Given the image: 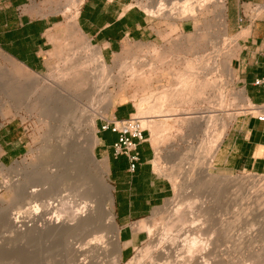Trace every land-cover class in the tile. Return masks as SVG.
<instances>
[{"label":"rangeland","instance_id":"374dc122","mask_svg":"<svg viewBox=\"0 0 264 264\" xmlns=\"http://www.w3.org/2000/svg\"><path fill=\"white\" fill-rule=\"evenodd\" d=\"M68 1H46L44 3L47 8L46 13L54 15L57 12H61V9ZM154 1L157 2L158 0H132V4L147 14L143 7L154 5L156 3ZM163 1L161 4H165V0ZM177 1L175 0L174 2ZM198 2L200 4L198 3L197 7L200 10L196 11V18L184 19L175 16L174 19L166 15L150 17L147 14L149 19L154 20L156 23L157 36L155 40L147 44H125L122 50L111 59H103L106 66V73H100L99 63L97 61L96 63V59H93L94 51L100 49L92 46L84 37L77 33L75 30L76 24L69 26L73 24L69 23V17L66 14L68 21L63 15L66 35L54 42V48L48 57L49 65L45 72H31L0 51V140L4 141L3 137L8 131H10V138L17 139V141H13L14 143L10 145L14 153L6 158H1L4 148L0 146V264H69L68 260L65 259L63 251L61 252V239H59L60 243L57 242L58 239L47 240L46 238H38V240H33L28 243L24 240L23 235L19 233V228H21L20 226H22L23 219L25 218L24 212L27 207L28 209L31 208L32 204L25 206L21 198H18V200L14 198L13 191L6 188L8 186H2L4 181L5 183L7 182L6 184H9L8 181L13 183L25 181L23 173L25 174L26 170H33V167H36L37 163L39 164L38 152H41L40 150L45 142L44 140L47 139L45 136L48 134L50 128L47 121L43 118L44 114L42 113L44 112L42 111L45 110L47 115L46 108L49 107L43 108L45 106V104L44 106L42 104L43 99L38 100L36 94L33 93L34 85L40 82L42 78L49 79L53 83L57 82L64 90L74 93L73 95L76 96L83 94L92 87L106 85L108 91L117 97V102H127L133 105L131 117L141 118V115L136 116L135 114L137 112L136 103L140 98L153 92L156 94L165 91V89L169 91L179 88L175 77L178 71H184L186 69L184 59L209 57L213 59L215 53L211 41L215 42L218 40L220 42L224 39V37L222 39L224 34L223 27H219L220 24L217 21L220 12L219 7L215 6L217 5L216 0H198ZM4 7L5 3L0 0V9ZM165 7L166 5L162 6V8ZM245 10L251 13L252 18H257L264 11V4L248 5ZM243 14V12L240 13L239 20L241 24L244 23L246 18ZM222 16L224 22H226V5ZM67 22L69 25H67ZM225 35L232 42L231 44L228 43L230 45L228 47L230 56L229 58L224 56L226 62L224 57H221L218 61L217 72H213V74L215 73L214 77H216L212 85L213 87L206 89L204 97H202L203 100L200 98L201 101L197 100L194 103L192 102V105H177L174 109L181 111L177 115L148 119L154 121L168 119H166L168 130L165 131V135L161 134L159 142L151 143L150 130L144 126V129H146L144 130V133H146V142L151 145L154 151V159L152 161L154 172L159 177L169 181L172 192L163 204L153 209L146 218L139 221L150 222L149 224H151L150 226L153 232L152 236L148 237L146 232L140 231L144 235L143 242L138 244L133 252L128 254L127 259H120V264H125L137 253L136 250L143 249L146 245L148 247L150 244L148 247L150 249V257L155 256V250H159V248H161V251L162 249L166 251L168 247L173 246L172 243H168L169 240L166 237L164 241L167 240V242L165 243L163 241L164 243L162 242L163 244H159L160 246L157 247L158 243L155 237L156 239L159 237V233L161 232L160 228L162 229L171 219L173 212L178 207H184L183 205L190 198L196 201L195 207L192 209L194 214L191 217L193 219H198L197 208L203 201L205 202L203 206L205 205L207 211L212 213L211 222L214 225L212 226L216 237L220 238L215 247L214 260L217 264H264V197L258 195L255 189L249 186H242L237 191L239 193L237 195L238 198L235 195L237 193L223 194L224 197L220 196L219 198H215L211 193H205L201 197L195 192L194 187L191 185L192 183L187 184L188 181H186V175L192 169V162L200 154L199 152L202 150L201 145L205 143L204 145L207 149H210L211 146V150H209L206 159L207 163H211L209 165L205 164L204 166L205 168L209 167L213 175L231 178L236 177L238 179L247 178L248 180L254 177L255 179H259L261 184L263 183L264 174L247 172L223 174L214 168L213 161L219 143H211V141L216 139L215 137H217L221 130L220 123L218 122L225 121L227 129L231 122L241 114L252 113L253 116L259 115L255 110L251 109V105L245 99L246 96L241 91L242 89L238 83V79L234 74L232 62L236 55L235 40L229 36L227 28L225 29ZM156 54L176 62L161 66L164 70L161 73H150L149 76L146 74L140 79L130 78L131 74L128 73H130L129 68L131 65H136L135 67L138 68V71L147 73L151 67H146L147 65L144 63L138 67L137 63L143 60L153 66V63H156L154 62ZM123 61L126 62L124 63ZM155 65L157 66L159 64L156 63ZM100 75L103 81L98 83L95 78L100 77ZM208 77L211 76L209 75ZM242 93L243 98L241 96ZM104 100L101 97L96 98L97 104H95L100 109V116L98 115L96 119V129L97 123L106 119L111 110L110 107L107 109V113H103L105 110ZM81 101L86 103L84 99H81ZM164 109H167V107L164 106ZM208 115L216 118H212L214 120L211 119L210 121V119H207ZM179 118L186 120H177ZM138 121L141 122L143 120L138 119ZM139 125H141L140 127L142 129L144 123H140ZM95 158L98 159L96 156ZM89 166L96 170L92 174H95L97 176L95 179L98 180L99 174L96 169V162L91 160ZM175 167H180L181 170L176 171ZM172 168L175 172L173 175L169 172ZM197 179L198 177L194 179V182ZM107 182L113 190V185L109 182L108 177ZM78 189H82L81 191L84 193V188L80 189L76 187H70L69 191H67L68 193L65 191L69 195H66V197H69V201L71 200L73 202L71 206L73 204L74 207H77L76 209L80 205L82 206V202H84L83 198H80L83 197V193L77 191ZM62 195L64 196V194ZM241 195L245 197L243 200L240 199ZM139 222L132 226L134 231H137ZM11 223L14 225H11ZM117 228L119 229L118 226ZM177 231H180L179 227L171 233L172 236L170 235L169 238L171 239L173 235L179 234V240H183L185 235L180 234L182 232L177 233ZM224 231L228 232L222 236ZM110 236L111 234L109 235V239ZM203 237L201 236L204 240L205 237ZM154 240L156 242H153ZM163 245L166 249L163 248ZM109 248L110 253H112L116 247L110 245ZM114 258L115 255L113 254L109 259L112 261ZM146 260L142 264H146L149 259ZM105 261L109 262L108 258Z\"/></svg>","mask_w":264,"mask_h":264},{"label":"bare ground","instance_id":"6f19581e","mask_svg":"<svg viewBox=\"0 0 264 264\" xmlns=\"http://www.w3.org/2000/svg\"><path fill=\"white\" fill-rule=\"evenodd\" d=\"M82 1L83 0H69L64 6V9L61 10V12L68 15L69 23H76L78 8ZM162 1L163 0L154 1L156 2L154 5L144 6L143 9L150 17L166 15L174 19L175 16L184 19L196 18V11L200 10L197 7V4H200L198 0H178L177 2H174L175 0H167L166 2L165 0V4H161ZM216 2L217 5L215 6L219 7L220 12L217 21L220 22H218V24H220L219 27H223L224 34L222 39L223 37L224 39L221 40L222 42H218V40L215 42L211 41L215 53L213 59L210 57L195 59L185 58L184 63L186 69L184 71H178L175 77L179 88L169 91L165 89V91L156 94L154 92L150 93L140 98L136 103L137 112L135 114L136 116L141 115V118L135 117L133 119L143 120L141 122L138 121L139 124L144 123V125H142L143 128L141 129L140 127V129L146 130L144 129L145 126V128L150 130V141H152V144L157 141L159 142L161 134H164L165 131L168 130V119L165 118L164 120L156 121L148 119L177 115L180 111L174 109L177 105L191 104L197 100L201 101L200 98L204 97L206 89L213 87V82L216 79V77H214L215 73L213 74V72H217L218 61L221 57L223 58L225 56L229 58L230 56L228 52V47H230V45H228V43L231 44L232 42H230V39L228 40V37L225 35L226 26L222 16L225 3L224 0H216ZM164 5H166V7L162 8ZM241 34H243V32ZM233 40H236V38ZM93 56L94 58H92L96 59L95 62L97 61L99 63L100 73H106V66L100 50H95ZM154 62L159 65L156 66V63H153L152 66V64L149 62L146 63V61L143 60L137 63L138 67L141 66L140 64L142 63L147 65L146 67H151L150 71L148 69L147 73L140 70L138 71V68L135 67L136 65H131L129 68L130 73H128L131 74V77H129L132 79H140L146 74L149 76L150 73H161L164 71L161 66L170 65L176 61L165 59L164 56L156 54ZM209 75L211 77H208ZM100 77L98 76L95 78L96 82L100 83L103 81L102 77ZM128 81H130V79H128ZM56 83L57 82L53 83L49 79L42 78L40 82L34 85L33 89V93L36 94L38 100L43 99V106L45 104L43 108L49 107L46 108L47 115L45 110H41L44 112L42 113L44 114L43 118L47 121L50 129L48 128L49 132L46 135L47 137L45 136L47 139L44 140L45 142L43 141L44 144L40 150L41 152H38L39 164L37 163V166L33 167V170H26L25 174L23 173L24 182L13 183L8 181L9 184H6L7 182L5 183L4 181L2 186H8L6 188L13 191L15 195L14 198H16V200L21 198L25 206L32 204V207L30 206L31 208L29 209L27 207L24 212L25 218L23 219L22 226H20L21 228H19V233L23 235L22 237H24L27 243L38 240V238H46L47 240L58 239V241H55L60 243L59 239H61V252L63 251L65 259L68 260L69 264H120L121 252L124 248L128 247L130 243L121 244L119 240V229L116 226L113 212V190L107 182V161L98 160L94 156V150L98 144L96 138V119L100 112V109L96 106V98L101 97L105 99V110L103 113H107V109L117 102V97L108 91L106 85L92 87L83 94H78L76 96L73 95L74 93L64 90L60 84ZM241 96L243 98V93ZM81 99H84L86 103H83ZM245 99L244 101H246ZM101 101L103 100L101 99ZM164 106H166L167 109H164ZM256 112L259 114L264 113V107L258 109ZM212 118L215 119L216 117L211 115L207 117L210 121ZM177 120L186 119L179 118ZM221 122H218L220 123L221 130L217 137L214 135L216 139L211 141V143H219L225 133L226 123L225 121ZM204 144L201 145L202 150L199 152L200 154L198 157L195 158L192 165L190 164L192 169L186 175L187 184L192 183L191 185L199 196L202 197L205 193H211L215 198H219L220 196L224 197L227 193H237L242 186H249L255 189L258 195L264 197V179L261 184L259 179H255L254 177V179L251 178V180H248L247 178L238 179L236 177L215 176L211 173L209 167L205 168V164L209 165L211 163H207L206 160L211 146L210 149H207ZM91 160L96 162V169L99 174L98 180L95 179L97 176L92 174L95 169L92 167L91 169L89 166ZM175 170L180 171L181 169L180 167H175ZM169 172L171 175L175 173L173 168L169 170ZM196 177H198V179L194 182ZM70 187L84 188V193L81 191L82 189L77 190L83 193V197L80 198L84 200L82 206L80 205L78 209H76L77 207H74L73 204L71 206L73 202H71V200L69 201V197H66L68 194H66L65 191H69ZM234 190L236 191L234 192ZM62 194H64V196ZM235 195L238 198L237 195H239V193ZM244 198L245 197L242 195L240 196V199L243 200ZM203 203L205 202L203 201L197 208V220L191 217V215L194 214L192 209L195 207L196 201L190 198L187 200V203L183 205L184 207H178L171 215V219L162 229L160 228L161 232L159 233V237L157 239L155 237L158 243L157 247L160 246L159 244L166 243L167 240H169L168 243H172L173 246H170V248L168 247L169 249L167 248L166 251L163 249L161 251V248H159V250H155V256L150 257V249L148 248L150 244L148 243V247L146 245L143 249L136 250L137 253L125 264H142L146 258L149 259H147L148 261L146 260V264H217L214 260L215 247L220 238L216 237L213 229L214 225L211 222L212 213L207 211ZM149 223L145 221L139 222L138 228L136 229L137 231L134 232L138 233L144 231L147 233L148 237H151L153 232L150 226L151 224ZM12 224L13 223H11V225ZM178 227L180 231H177V233L182 232L180 234L185 235L183 240H179V234L173 235L170 239L169 236H172L171 233L178 229ZM227 232L224 231L222 236ZM110 234L111 236L109 239ZM201 236L205 237H203L204 240ZM166 237L169 239L167 238V240L164 241ZM155 240L153 242H156ZM110 245L116 247L113 252L111 251L112 253H110ZM163 248L166 249L165 246ZM113 254L115 258L110 261L109 258ZM104 258L105 260L108 258L109 262L105 261Z\"/></svg>","mask_w":264,"mask_h":264},{"label":"crops","instance_id":"0c3cea01","mask_svg":"<svg viewBox=\"0 0 264 264\" xmlns=\"http://www.w3.org/2000/svg\"><path fill=\"white\" fill-rule=\"evenodd\" d=\"M2 1L5 7L0 9V51L31 72H45L54 42L66 35L64 16L68 21L67 16L61 12L46 13L44 3L53 0ZM258 3L264 4V0H225L227 33L236 38L232 68L251 106L264 104V85L254 84L264 79V11L260 17L252 18L245 10L248 5ZM241 12L246 17L243 24L239 20ZM75 22L76 25L68 22L67 25H75L80 36L100 49L103 59H111L127 43L147 44L157 36L155 21L134 6L132 0H83ZM132 113V104L116 102L106 119H125ZM102 124V120L97 123L98 144L94 152L99 160L107 161L119 240L121 244L130 243L121 252V259L125 260L144 239L143 233L134 232L132 226L163 204L172 187L154 172V151L150 144L137 146L139 161L131 172L126 157L113 156L112 145L118 135L101 131ZM9 135L10 131L4 135V141L0 140L4 148L2 159L14 153L10 145L17 139ZM213 164L223 174H264V121L251 113L237 116L225 130Z\"/></svg>","mask_w":264,"mask_h":264},{"label":"built area","instance_id":"2783aa9c","mask_svg":"<svg viewBox=\"0 0 264 264\" xmlns=\"http://www.w3.org/2000/svg\"><path fill=\"white\" fill-rule=\"evenodd\" d=\"M245 16V14H243ZM256 86H263L264 79L256 80L254 83ZM264 107L260 106H251V109L257 111ZM252 114V113H251ZM258 117L260 120L264 121V113L259 114ZM103 124L100 126L101 131H111L118 135L116 143L112 145L113 156L115 158L124 156L128 159L129 170L134 171L136 164L139 161L137 154V146L141 143H145L147 140L144 137V130L140 129V125L137 119L129 117L124 120H117L112 118L110 120L103 119Z\"/></svg>","mask_w":264,"mask_h":264},{"label":"trees","instance_id":"16d2710c","mask_svg":"<svg viewBox=\"0 0 264 264\" xmlns=\"http://www.w3.org/2000/svg\"><path fill=\"white\" fill-rule=\"evenodd\" d=\"M146 136V133H144V137ZM145 139H146V137H145Z\"/></svg>","mask_w":264,"mask_h":264}]
</instances>
